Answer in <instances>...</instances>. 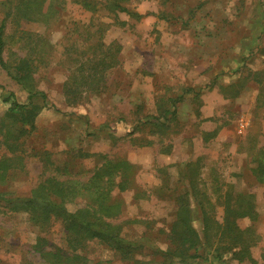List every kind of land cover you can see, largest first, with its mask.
Here are the masks:
<instances>
[{
	"label": "rangeland",
	"instance_id": "rangeland-1",
	"mask_svg": "<svg viewBox=\"0 0 264 264\" xmlns=\"http://www.w3.org/2000/svg\"><path fill=\"white\" fill-rule=\"evenodd\" d=\"M94 2L96 9L45 0L37 20L7 21L5 56H30L49 107L24 139L22 169L9 170L0 191L28 196L49 173L78 185L103 156L126 158L135 178L127 190L111 192L122 201L114 223L143 245L134 259H121L98 240L69 243L59 219L38 225L24 209L0 205V264H166L160 250L168 247L177 197L192 179L218 222L229 198L251 200L255 213L236 219L249 255L234 256L224 250L228 238L212 236L189 264H264V173L259 179L253 172L256 157L264 164V0H122L126 10L115 11L106 0ZM7 8L0 0V25ZM80 64L96 66L91 80L103 87L68 103L64 83L84 74ZM187 87L193 90L183 92ZM11 92L28 99V89L0 66V116ZM178 96L175 115L162 114ZM156 115L164 126L152 123ZM86 203L78 195L66 206ZM41 250L58 256L47 260Z\"/></svg>",
	"mask_w": 264,
	"mask_h": 264
},
{
	"label": "trees",
	"instance_id": "trees-1",
	"mask_svg": "<svg viewBox=\"0 0 264 264\" xmlns=\"http://www.w3.org/2000/svg\"><path fill=\"white\" fill-rule=\"evenodd\" d=\"M79 1L89 9H96L94 0ZM121 1L106 0L114 11L126 10L121 6ZM3 3L4 5L7 4L8 8L4 12L0 25V66L13 80L27 88L29 95L25 102L18 101L13 92L3 96L1 100L8 104V107L0 116V147L4 150L0 158V184L7 182L9 170L14 174L17 170L22 169L28 150L24 146V139L30 136L36 128L35 118L38 112L42 108L49 107L47 94L35 85V70L33 65L29 63L30 56L27 57L28 55L25 54L14 59L5 56L7 21L10 19L13 21L37 20L45 0H6L5 2L3 0ZM85 66L86 64H80L79 70H82V73ZM90 69L88 64L84 74L81 75L79 72L78 76L81 75L79 78L73 82L68 80L64 83V94L68 103L71 101L80 104L87 93L98 91L103 87L100 81L91 80L97 72L96 66L95 69H92V73ZM192 90L193 88L187 87L184 88L183 92ZM169 100H172L173 110L165 109L161 113H170L174 116L176 113L175 101L180 100V96ZM153 118L158 119L157 123L156 121L152 122L158 127L166 124L162 123L158 115L151 116L150 119ZM140 144L146 146L150 145L151 142ZM262 148H264L263 145L260 149ZM43 151L42 154L45 153ZM256 158L259 166L255 167L253 172L260 179L264 173V164L261 159ZM254 160L256 162L255 158ZM258 168H261V173L257 172ZM135 169L136 166L126 158L105 155L85 182L77 185L71 181L59 179L56 173H49L32 189L28 196L9 198V192L0 191V205H5L15 211L24 209L27 211L29 219L38 225H44L47 219H51V217L61 220L67 230V238L71 244H74L75 241L81 242L83 239L98 240V242L113 249L121 259H134V255L140 251L143 245L142 240L127 239L122 235V224L114 223V220L122 212V201L112 197L111 192L115 188L119 191L130 188L135 178ZM192 181L193 179L189 180L187 191L185 190L177 197L174 219L167 232L168 247L160 250L163 261L166 264H189L191 260L201 257V246H211L212 236L223 240L222 243L228 238L230 244L224 245V250L226 247L230 248L234 256L237 254H244L245 256L246 253L249 255V244L244 239L243 231L236 224V219L247 215L252 216L255 213V204L251 200H243L240 197H237L234 202L229 198L223 221L218 222L214 214L211 215V208H206L202 199L200 200L199 191ZM78 195L86 197L87 203L83 207L69 210L66 205ZM197 220L201 221L198 227L196 225ZM217 228L219 232H217ZM217 249L219 250L215 251L223 252V246H219ZM41 252L47 260L50 258L49 255L58 256L49 250L47 252L41 250ZM220 253L219 255H221ZM58 261L55 262L58 263Z\"/></svg>",
	"mask_w": 264,
	"mask_h": 264
},
{
	"label": "crops",
	"instance_id": "crops-1",
	"mask_svg": "<svg viewBox=\"0 0 264 264\" xmlns=\"http://www.w3.org/2000/svg\"><path fill=\"white\" fill-rule=\"evenodd\" d=\"M222 42H223V44L225 43V39H224V38L222 39ZM214 88H215V87H214ZM213 91H214V89H213ZM222 98H223V97H222ZM212 99L217 100V99H216V95H214V96L211 98V100H212ZM215 105H216L215 103H214V104L211 103V113H212V110L214 109V106H215ZM207 109L209 110L208 107H207Z\"/></svg>",
	"mask_w": 264,
	"mask_h": 264
}]
</instances>
